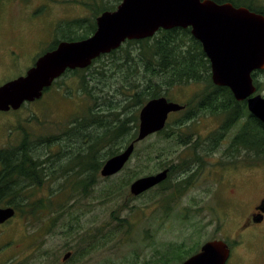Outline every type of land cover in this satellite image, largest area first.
Segmentation results:
<instances>
[{
	"label": "rangeland",
	"instance_id": "rangeland-1",
	"mask_svg": "<svg viewBox=\"0 0 264 264\" xmlns=\"http://www.w3.org/2000/svg\"><path fill=\"white\" fill-rule=\"evenodd\" d=\"M99 1L116 6L121 2ZM101 3L97 0H0L3 17L0 41L4 47L8 43L11 52L18 56L16 60H5L6 57L0 60V85L24 74L38 55L54 45L60 36L57 31L62 28L60 24L92 18ZM83 32L80 29L77 33ZM137 47L132 46L134 56L139 53ZM138 70L135 76L123 79L115 58L105 56L86 74L93 73L91 85L96 86V95L123 103L125 94L131 93V80L138 78L141 85L145 83L144 68ZM80 76V73L64 74L40 100L25 104L19 110L0 111V147L19 143L23 125L30 132L55 134L86 109L90 97L79 89ZM256 79L260 82L257 93L264 96V72L258 73ZM205 88L206 82H191L170 88L167 93L171 100L187 103ZM165 90L164 85L163 93ZM179 116L171 113L170 122ZM222 120L203 114L193 126L195 137L210 143L206 137L220 127ZM238 129L239 124L232 126L221 145L203 156V165L192 163L186 170L180 163L187 161L193 149L176 145L165 135H150L136 144L131 159L119 173L110 177L100 174V180L88 196L70 199L69 190L68 194H58L55 202L73 205L54 223L47 221L48 230L44 223L32 224L17 213L0 225V264H179L181 260L167 259L177 253L188 258L210 239H221L230 248L235 247L242 240V233L237 232L239 216L226 214L228 204H244L246 215L264 195V157L246 151L237 153L233 160L225 157ZM199 150L203 152L204 148ZM168 165L172 168L176 165L170 185L186 178L190 182L183 192L174 193L173 188L158 185L139 196L130 193V184L136 178L157 173ZM57 184L50 183L48 190L44 186L41 189L45 192L41 193L47 194ZM253 226L261 227L254 223ZM255 245L253 240L242 247L241 264H259L257 259H251L256 258ZM67 252L72 254L64 260Z\"/></svg>",
	"mask_w": 264,
	"mask_h": 264
},
{
	"label": "trees",
	"instance_id": "trees-1",
	"mask_svg": "<svg viewBox=\"0 0 264 264\" xmlns=\"http://www.w3.org/2000/svg\"><path fill=\"white\" fill-rule=\"evenodd\" d=\"M215 1L231 2L235 6H246L264 14V7L259 5L260 0ZM97 3L101 2L97 0ZM114 8L115 3L108 5L104 2L97 8L96 15L92 18H80L68 24L67 22L60 24L62 28L57 30L60 36H57L56 42L49 49L56 47L60 40L88 37L96 29V16L103 10ZM85 22H88L86 26ZM80 29L84 32L79 34L77 32ZM133 45H138L139 53L136 56L131 51ZM105 56L115 58L123 79L135 76L140 68H144L146 72L144 85L135 78L129 82L130 94L118 90L125 94L123 103L96 95V90L94 91L96 86L91 85L94 80L93 73L86 74ZM69 72L81 74L79 89L90 97L87 108L76 114L58 133L38 134L26 130L27 127L23 125L19 143L0 147V206H14L17 214H22L32 224L44 223L48 230L47 221L54 223L71 208L73 204L55 202L58 194L62 192L68 194L69 190L70 199L88 196L101 178L100 169L106 159L119 153L134 140L139 125L138 113L143 104L154 97L168 96V90L175 86L206 82L205 90L189 102L183 103L185 108L178 112L180 116L173 123L170 119L166 128L157 133L165 135V138L174 141L176 145L193 149L187 161L180 163L183 170L192 163L203 165L205 162L203 156L209 155L210 149H217L235 124H239V129L232 137L225 157L233 160L241 151L264 157L263 122L250 113L246 100L237 101L229 87L217 86L212 82L210 60L201 42L192 35L190 27L162 29L151 38L128 40L125 46L95 59L91 66L68 70L65 74ZM148 74L150 76L147 79ZM257 75L254 74L255 83L259 88ZM58 81L59 79L54 83ZM164 85L165 93L162 91ZM49 89L47 88L45 92ZM135 106L139 107L131 110V107ZM206 113L223 119L220 127L206 137L210 143H204L205 138L195 137L193 129L194 124ZM199 148H204V151L200 152ZM148 157H151L150 154ZM173 166L174 168H170L168 179L159 186H168V189L173 188L174 193L176 191L181 193L190 182H187L186 178L173 186L170 185V178L176 165ZM193 176L194 174L191 177ZM50 183L58 184L47 194L41 193L45 192L41 188L45 186L48 190ZM122 187L121 185L118 189ZM37 191H40L38 195ZM174 250L172 251L178 252ZM176 259L182 262L186 258L184 254L177 253L167 260L171 262Z\"/></svg>",
	"mask_w": 264,
	"mask_h": 264
},
{
	"label": "water",
	"instance_id": "water-1",
	"mask_svg": "<svg viewBox=\"0 0 264 264\" xmlns=\"http://www.w3.org/2000/svg\"><path fill=\"white\" fill-rule=\"evenodd\" d=\"M191 28L211 63V79L231 89L237 101L247 100L250 113L264 123V96L257 93L254 73L264 70V14L246 6L215 0H121L113 10L96 17V30L86 38L61 40L41 54L25 74L0 85V111L18 110L43 97L47 88L68 69L89 67L101 55L127 40L153 37L159 30ZM185 106L167 96L149 99L139 111L136 137L106 159L102 177L119 173L131 159L136 144L163 130L173 112ZM170 169L136 178L130 193L141 195L163 183ZM12 205L0 206V224L16 215ZM72 252L64 255V260ZM230 247L221 239L207 240L199 251L179 264H226Z\"/></svg>",
	"mask_w": 264,
	"mask_h": 264
},
{
	"label": "flooded vegetation",
	"instance_id": "flooded-vegetation-1",
	"mask_svg": "<svg viewBox=\"0 0 264 264\" xmlns=\"http://www.w3.org/2000/svg\"><path fill=\"white\" fill-rule=\"evenodd\" d=\"M259 5L264 7V3L263 2L261 3V0L259 1ZM2 22H3V17L0 15V40L3 39ZM7 44L8 43L4 44L5 45L4 47L3 41H0V60H3V58L5 57H6L5 60L18 59V56L15 55L13 52H11L12 47L10 45L7 46ZM38 57L39 55L34 59V63L36 62ZM34 63L32 65H34ZM243 208H244V204L243 205L232 204V203L228 204L226 214L228 216H231L232 214L239 216L238 219H236L237 232L238 234L242 233V237H241L242 240H238L236 245H234L235 247L230 248V256L226 264H241L243 261H241L240 250L246 243L252 242L253 240L256 243L255 245L256 258H251V259H257L259 264H264V195L258 198V200L255 202V204L253 205V207L251 208L248 214L244 215ZM253 223L259 224L261 227L260 228L254 227ZM243 237H246V239H244Z\"/></svg>",
	"mask_w": 264,
	"mask_h": 264
}]
</instances>
